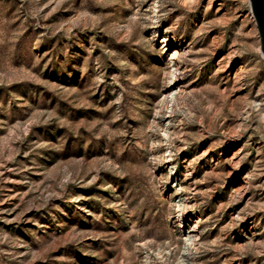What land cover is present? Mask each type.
<instances>
[{"label":"rangeland","instance_id":"1","mask_svg":"<svg viewBox=\"0 0 264 264\" xmlns=\"http://www.w3.org/2000/svg\"><path fill=\"white\" fill-rule=\"evenodd\" d=\"M260 45L249 0H0V264H264Z\"/></svg>","mask_w":264,"mask_h":264},{"label":"water","instance_id":"2","mask_svg":"<svg viewBox=\"0 0 264 264\" xmlns=\"http://www.w3.org/2000/svg\"><path fill=\"white\" fill-rule=\"evenodd\" d=\"M251 11L255 20L259 37H260V50L264 55V0H249Z\"/></svg>","mask_w":264,"mask_h":264},{"label":"bare ground","instance_id":"3","mask_svg":"<svg viewBox=\"0 0 264 264\" xmlns=\"http://www.w3.org/2000/svg\"><path fill=\"white\" fill-rule=\"evenodd\" d=\"M216 40H217V39H216ZM213 50H214V49H213ZM260 51H261V50H260ZM226 64H227V63H226ZM224 67H226V66H224ZM224 67H223V68H224ZM241 70H242V69H241Z\"/></svg>","mask_w":264,"mask_h":264}]
</instances>
